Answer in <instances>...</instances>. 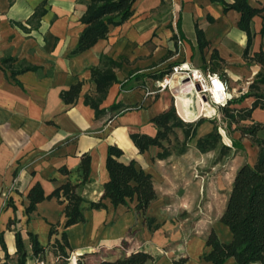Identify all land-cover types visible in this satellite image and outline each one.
Wrapping results in <instances>:
<instances>
[{
	"label": "crops",
	"instance_id": "1",
	"mask_svg": "<svg viewBox=\"0 0 264 264\" xmlns=\"http://www.w3.org/2000/svg\"><path fill=\"white\" fill-rule=\"evenodd\" d=\"M248 1L255 8L264 6V0ZM88 3L0 0V264H20L17 233L27 253L24 264H66L53 247L64 231L68 253L80 264L113 261L138 250L151 256L145 264H173L179 258H187L186 264H210L203 259L211 249L207 236L214 230L222 242L232 240L220 219L237 171L256 162L258 146L237 128L232 144L240 152L233 160L225 155L215 158V150L202 153L196 146L159 158L160 147L140 153L130 135H156L151 120L173 105V95L167 90L146 96L144 87L152 86L174 64L185 62L217 73L234 100L249 91L262 66L244 58L248 36L238 25L241 14L225 11L218 0H136L133 15L110 26L107 38L73 54ZM263 25L264 11L253 18L250 53L264 52ZM102 55L122 64L117 82L101 104L105 113L96 116L84 95L95 94L90 68L100 63ZM6 59L13 61L6 64ZM26 66L34 68L19 72ZM78 81H83L79 99L65 103L61 91ZM254 101L248 96L231 107L249 108ZM183 102L186 120L198 117L192 93ZM255 122L264 123V109L256 108L240 124ZM221 124L227 126L228 121L206 118L197 139ZM111 145L123 150L121 161L134 160L152 175L157 198L145 213L136 210V200L115 207L105 199V208H92L109 180L106 160ZM84 154L91 157V171L78 190L86 220L65 228V203L48 196L68 181H82ZM62 167L69 172H61ZM37 183L48 198L27 213L28 193ZM52 226L57 232L51 235ZM31 234L44 248L38 255L33 254ZM225 264L235 260L229 258Z\"/></svg>",
	"mask_w": 264,
	"mask_h": 264
},
{
	"label": "trees",
	"instance_id": "2",
	"mask_svg": "<svg viewBox=\"0 0 264 264\" xmlns=\"http://www.w3.org/2000/svg\"><path fill=\"white\" fill-rule=\"evenodd\" d=\"M135 1L89 0L86 12L80 19L85 27L80 34L78 45L73 54L81 53L94 46L99 40L107 38L110 26L120 25L133 15ZM218 1L222 3L225 11L233 9L240 12L241 17L238 25L248 36L244 58L247 62H256L262 66L261 71L250 84L249 91L239 99H231L221 109L223 120H227L229 124L239 125L242 120L250 118L256 108L264 109V92L260 91L261 85H264V52L259 50L250 53V45L254 36L251 27L252 21L255 16L264 11V6L263 8H255L250 5L248 0ZM261 32L264 35V25ZM197 33L201 44L205 45L206 41L202 30L198 29ZM12 61L13 59L4 60L6 64ZM121 64V62L111 57L102 55L100 63L90 68L91 81L95 83L96 90L94 95L86 93L84 102L94 109L96 116L105 113V110L101 108V104L106 98L111 85L117 82L116 71L121 67ZM33 68L32 66H26L19 72ZM162 77L161 75L156 80ZM82 86L83 81H78L68 89L61 91L60 95L63 101L67 104L77 102ZM248 96L255 97L251 107L240 109L231 107V104L241 103ZM116 107L115 104L111 109ZM205 119L200 117L195 121H184L177 114L173 104L169 109L159 113L151 120L157 128L155 136L145 133H132L130 137L140 153L149 150L151 146H157L163 150L158 154L159 158H166L173 151L180 154L184 153L187 150L186 145L197 137L198 128L205 122ZM237 128L242 137H249L252 143L258 146V158L253 165L245 163L237 171L226 209L220 219L222 223L229 227L232 240L228 243L222 242L214 230L207 236L206 244L211 249L204 254L203 259L210 264H225L229 258H233L235 264H264V138L262 135L264 134V123L255 122L251 125H239ZM178 129L183 132V144H185V147L180 150L169 148L165 143L170 142L171 135L176 134ZM221 141V134L218 128L215 127L210 133L196 140V147L202 153H206L217 149ZM228 148L221 144L223 154ZM122 155V149L113 145L109 146L106 160L109 180L104 184L102 198L97 202H93L91 206L95 209L105 208V199H109L115 207L136 200V210L145 213L151 202L157 198L152 175L138 167L134 160L128 163L121 161ZM82 169L83 174L80 183L68 181L48 196H55L61 203H65V228L86 220L82 207L83 197L78 189L89 180L91 171V157L89 154L82 156ZM60 171L69 172L65 167H62ZM48 197L45 196L40 183L35 184L28 193L29 205L26 212L31 213L34 211L37 204ZM56 232V226H52L51 235ZM30 240L34 255L44 251V248L32 234ZM16 243L19 263L24 264L27 253L20 233L16 234ZM53 247L55 252L67 264L70 257V253H68L70 245L65 231L62 233L61 238L54 242ZM150 259L149 254L138 250L116 260H104L98 264H145ZM186 262L187 258H179L174 260L173 264H186Z\"/></svg>",
	"mask_w": 264,
	"mask_h": 264
},
{
	"label": "built area",
	"instance_id": "3",
	"mask_svg": "<svg viewBox=\"0 0 264 264\" xmlns=\"http://www.w3.org/2000/svg\"><path fill=\"white\" fill-rule=\"evenodd\" d=\"M196 86H199V89ZM183 89L192 91L195 107L198 106V101H201L202 105L213 107V113L207 114L204 111L195 119L186 120L180 114L177 106V95ZM167 90L172 91L173 104L177 114L184 121H195L200 117H204L224 123L221 109L233 98L226 83L217 73L204 71L185 62L172 65L161 79L154 81L152 86L146 85L144 87L146 96H156ZM67 264H78V262L77 260L73 261L70 255Z\"/></svg>",
	"mask_w": 264,
	"mask_h": 264
},
{
	"label": "rangeland",
	"instance_id": "4",
	"mask_svg": "<svg viewBox=\"0 0 264 264\" xmlns=\"http://www.w3.org/2000/svg\"><path fill=\"white\" fill-rule=\"evenodd\" d=\"M239 125H241V124H239ZM239 125H237V124L236 125H232V124H229V123H228L227 126H225L224 124L223 125L221 124V127H219V125H218L217 128H220L219 130H220L221 137H222L221 144L226 146L225 143H228L229 144L228 145L229 148L227 150H225L226 152H225V154H223L221 152V144H220L219 147L217 149H215V151L217 152V156L215 158H217V157L225 158L226 157V158H231L233 160V159H235L238 156V154L240 152L239 151V147H237L234 142L232 144L233 137H234V135H232V134L235 132L237 127H239ZM177 131L180 132L179 129ZM196 139H197V137L195 139H193L191 142H189L186 145V149L188 147H190V146H196V144H195L196 143ZM165 143H166V145H168L169 148H173V149H176V150H180V149H182V147H185V144H183V138L182 137L179 138V135L177 133L174 134V135H171L170 142H168V143L165 142ZM234 147L236 149H234ZM224 155H225V157H224Z\"/></svg>",
	"mask_w": 264,
	"mask_h": 264
},
{
	"label": "bare ground",
	"instance_id": "5",
	"mask_svg": "<svg viewBox=\"0 0 264 264\" xmlns=\"http://www.w3.org/2000/svg\"><path fill=\"white\" fill-rule=\"evenodd\" d=\"M188 91V92H187ZM186 91V89L184 90H181L180 91V93L177 95V106H178V109H179V112H180V114L185 118V116H184V107H185V105H184V102H183V100L184 99H186V97L187 96H189V94L190 93H192V91L191 90H187ZM193 95V94H192ZM196 108V110L198 111V114H200V113H202V112H206L207 114H211V113H213V107H206V106H204V105H202V103H201V101L199 102V105L197 106V107H195ZM198 108V109H197ZM186 111H188L187 109H186ZM193 116V115H192ZM187 117H188V115H187ZM186 119V118H185Z\"/></svg>",
	"mask_w": 264,
	"mask_h": 264
},
{
	"label": "water",
	"instance_id": "6",
	"mask_svg": "<svg viewBox=\"0 0 264 264\" xmlns=\"http://www.w3.org/2000/svg\"><path fill=\"white\" fill-rule=\"evenodd\" d=\"M197 89H199V86H196Z\"/></svg>",
	"mask_w": 264,
	"mask_h": 264
}]
</instances>
